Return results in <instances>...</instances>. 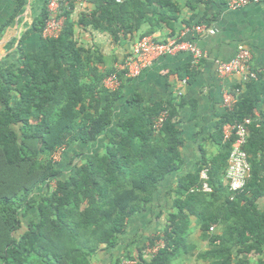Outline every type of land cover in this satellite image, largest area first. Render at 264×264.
Returning a JSON list of instances; mask_svg holds the SVG:
<instances>
[{"label":"trees","instance_id":"obj_1","mask_svg":"<svg viewBox=\"0 0 264 264\" xmlns=\"http://www.w3.org/2000/svg\"><path fill=\"white\" fill-rule=\"evenodd\" d=\"M90 1L94 9L82 22L109 33L115 42L145 23L150 28L143 36L162 22L173 29L178 18L173 0ZM16 2L19 10L26 0ZM72 8V1L62 7L57 37L40 36L37 50L28 53L20 46L21 64L0 72V264H93L95 256L99 264H122L133 259V251L126 249L119 256L123 237L127 246L135 242L127 236L129 220L146 211L159 184L182 165L177 108L184 101L143 105L134 94L127 102L139 111L114 123L122 84L103 90V80L116 70L99 69L103 56L78 43ZM48 18L46 0L27 35H40ZM195 73L188 65L185 76ZM122 75L117 76L122 80ZM256 78L232 87L240 92L233 110L216 125L218 152L210 163L202 159L195 172L180 177L160 236H146L148 245L160 238L164 245L150 257L144 255L147 245L137 246L135 264H174L193 254L196 245L188 239L192 217L200 238L208 242L197 253L202 264H264V73ZM164 111L167 116L156 131L154 119ZM246 117L252 119L244 147L251 173L230 200L225 174L231 142H223L222 128ZM102 134L107 141L101 149L73 155L65 172L52 159L58 147L96 142ZM203 165L210 167L213 192L190 193ZM250 255L258 257L253 262Z\"/></svg>","mask_w":264,"mask_h":264},{"label":"crops","instance_id":"obj_2","mask_svg":"<svg viewBox=\"0 0 264 264\" xmlns=\"http://www.w3.org/2000/svg\"><path fill=\"white\" fill-rule=\"evenodd\" d=\"M227 1L173 0L179 8L178 18L172 24L173 29L162 22L160 28L148 35L157 41H165L171 35H182L183 39L194 40L205 53V57L198 68L194 69L196 73L193 78L185 76L191 60L187 52L160 56L150 66L142 69L139 75L121 76L123 97L116 108L114 123L119 117L139 111L127 102V98L134 94L142 98L143 105L166 100L175 103L184 101L177 108V128L184 140L180 154L181 168L159 184L153 202L147 205L146 211L130 219L134 228L131 234L136 239L140 233L142 235L146 232L145 229L150 227V223H154L158 213L167 215L180 177L188 172H195L202 159L210 163L212 156L219 150L214 136L216 125L225 112L222 104L223 86L231 89L237 84L243 86L249 81H242L234 74L219 77L215 61H229L237 47L242 44L251 51V68L264 67V0L235 9L228 7ZM45 3L46 0H26L23 7L17 10L16 0H0V72L6 73L8 69H14L21 64L20 46L25 53L37 50L39 33L27 35V32L35 18L40 16ZM93 9L94 3L90 0L73 2L70 16L74 23L75 38L80 45L103 56L104 61L98 65L99 69L117 71L134 43L145 35L150 26L145 23L133 34L126 37L120 35V40L115 42L109 33L93 29L82 22L83 15L91 13ZM204 15L207 16L204 23L215 30L214 34L197 33L192 29ZM183 23L188 24L189 30L183 31ZM120 72L123 73V70ZM183 79L187 83L183 84ZM179 90L183 92L181 96L177 95ZM106 141L102 134L96 142L74 143L68 149L78 154L70 156L72 158L73 155L80 156L100 150L102 143ZM58 166L64 172L67 170L62 161L58 162ZM261 204L264 206V199Z\"/></svg>","mask_w":264,"mask_h":264},{"label":"built area","instance_id":"obj_3","mask_svg":"<svg viewBox=\"0 0 264 264\" xmlns=\"http://www.w3.org/2000/svg\"><path fill=\"white\" fill-rule=\"evenodd\" d=\"M70 1L76 0H47V10L49 12V18L46 21L45 27L40 36L44 38L57 37L62 30L64 17L61 16L62 7L68 6ZM260 0H228L227 6L231 9H235L247 4H257ZM183 31L189 30V27L183 23ZM197 33L214 34L215 30L206 23L197 24L192 27ZM181 52H187L191 56L190 69H197L201 60L205 57V53L198 47L194 40L183 39L182 35H175L165 41H157L151 36H143L139 38L132 46L129 53L126 55L121 68L118 67L116 72H113L106 76L103 80V90L105 92H111L119 89L122 84V80L117 76L120 70H123V76L133 77L139 75L141 70L150 66L155 59L164 55H176ZM252 59L251 51L244 45H239L236 49L234 56L229 61L216 60V72L219 77L227 75H236L241 78L242 81H250L257 79V75L264 73V67L259 69H253L250 66ZM182 83H187L186 79L182 80ZM240 92L238 88L232 91V88L224 87L222 89V104L225 111H232L237 101V94ZM182 90L177 91V95L181 96ZM167 113L164 111L158 115L153 122V127L158 131ZM252 123V119L249 117L244 118L241 122L230 124L227 123L222 128L223 142H231V150L227 155V170L225 178L228 184L229 199L233 200L237 194L242 192L245 188L251 173L250 163L247 158V152L244 147L247 143L249 131L248 127ZM210 167L203 165L198 173V184L190 188V193H205L209 194L213 192V188L210 185ZM213 226L210 227V230ZM156 245V246H155ZM152 248H149L148 255H153L157 250L164 245V242L156 243ZM148 252V251H147ZM135 264L136 257L132 260H123L124 262Z\"/></svg>","mask_w":264,"mask_h":264},{"label":"rangeland","instance_id":"obj_4","mask_svg":"<svg viewBox=\"0 0 264 264\" xmlns=\"http://www.w3.org/2000/svg\"><path fill=\"white\" fill-rule=\"evenodd\" d=\"M72 154H78V153L77 152H71V151H69L68 148L61 146V147H58L53 152V154H51V156H52V159L56 163L62 161V162H64L65 167L68 168L70 166V158H71L70 155H72ZM52 185H54V184L52 183ZM31 214H32V212H31ZM131 221L129 220V223L127 224V229H126L127 236L132 235L131 232L133 231L132 230V228H133L132 222L133 221L132 222ZM191 221H192V225H191L192 230H191L190 234H188V239H189V242H192L196 245V249L194 250L193 254L183 256V257L176 259L174 261V264H202V260H200L197 257V253L199 251L205 250L208 247V242L206 240H202L200 238L199 234L201 233V231H200L199 227L195 224L194 217L191 218ZM165 222H166V213L164 215H161L158 219H154V223L153 224L150 223V225H149L150 227L145 229L146 232L144 234L142 233V235H140L141 234L140 232H136V233H140L138 235L139 236L138 239H136V236L132 235V236H134L135 242L133 244L128 245V246L126 244H124L128 240V238L123 237V240L121 239V241H120L121 250L119 251L120 252L119 256L124 255L125 254L124 252L126 250H129V251H133L132 252V258L134 259L135 257H137V253L135 252V249L137 246L141 245L142 243L147 245V247L145 248V253H149L151 249L150 250H148V249L152 248L156 243L162 242V239L160 238V239L156 240L155 244L153 246H151V245H148L149 244V241H148L149 238H147L146 236H149V237H154L155 235L160 236L163 225L165 224ZM210 232L211 233L216 232V228L213 226V229H211ZM145 253H144V255H146ZM148 256L150 257V255H148ZM249 257L254 262L256 260V258L258 257V255H250ZM125 259H127V258H125ZM127 260H132V259H127ZM92 262H93V264H99L98 256H95L92 259ZM124 263L130 264L127 261ZM122 264H123V262H122Z\"/></svg>","mask_w":264,"mask_h":264}]
</instances>
